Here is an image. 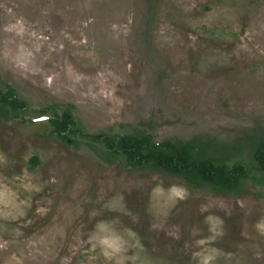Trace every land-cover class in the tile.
I'll return each instance as SVG.
<instances>
[{
    "label": "rangeland",
    "instance_id": "1",
    "mask_svg": "<svg viewBox=\"0 0 264 264\" xmlns=\"http://www.w3.org/2000/svg\"><path fill=\"white\" fill-rule=\"evenodd\" d=\"M0 91V264H264V0H0Z\"/></svg>",
    "mask_w": 264,
    "mask_h": 264
},
{
    "label": "trees",
    "instance_id": "2",
    "mask_svg": "<svg viewBox=\"0 0 264 264\" xmlns=\"http://www.w3.org/2000/svg\"><path fill=\"white\" fill-rule=\"evenodd\" d=\"M0 101L15 109H24L25 104L20 101L12 93H2L0 91ZM50 122L59 133H66L70 124H73V119L70 114H65L59 120V117L51 118ZM93 140L104 142L107 148L113 152L122 153L130 158L139 159L143 151H147V161H153L162 169L168 172H186L197 171L204 176L205 180L212 184H222L232 187L236 184L238 177L247 175V170L244 166L238 165L230 171L224 166H213L207 162L196 163L190 160L189 153L186 148L176 149L173 155L166 156L162 150L172 148L170 143L153 144L149 139H133L122 137L118 141L104 136L102 134L91 136ZM174 149V147H173ZM254 160L258 168L264 171V146L257 149L254 153ZM33 161V160H32ZM37 161V160H34ZM37 163V162H35ZM137 163H141L137 160Z\"/></svg>",
    "mask_w": 264,
    "mask_h": 264
}]
</instances>
